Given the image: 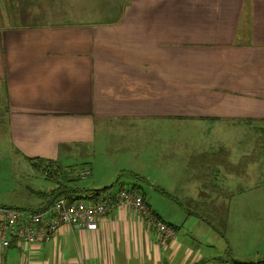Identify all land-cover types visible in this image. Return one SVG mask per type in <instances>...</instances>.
Listing matches in <instances>:
<instances>
[{
    "label": "crops",
    "instance_id": "crops-1",
    "mask_svg": "<svg viewBox=\"0 0 264 264\" xmlns=\"http://www.w3.org/2000/svg\"><path fill=\"white\" fill-rule=\"evenodd\" d=\"M0 127L55 178L69 145H97L81 158L84 192L56 186L21 209L126 189L177 231L166 242L115 205L97 230L0 247V264L264 261V0H0ZM109 144L129 157L103 152L113 164L103 172L95 159ZM125 172L147 192L107 191ZM159 193L163 207L151 201ZM182 199L197 208L190 224L175 210ZM249 241L261 249H239Z\"/></svg>",
    "mask_w": 264,
    "mask_h": 264
},
{
    "label": "rangeland",
    "instance_id": "rangeland-1",
    "mask_svg": "<svg viewBox=\"0 0 264 264\" xmlns=\"http://www.w3.org/2000/svg\"><path fill=\"white\" fill-rule=\"evenodd\" d=\"M8 135H10V133ZM249 136L257 137L252 133L249 134ZM155 138L159 142H162L163 137L161 134L156 135ZM260 140L261 142L259 144L264 146V137H261ZM253 146L254 142H251L252 154L257 153L253 150ZM67 148L70 156L64 158V167L62 168L63 175L59 174L58 177L55 178L54 175L46 172V170L50 169L49 166L45 168V165L40 166L38 161H32L18 156L16 154L17 147L13 142L7 140L6 128L0 127V204L17 208L36 207L39 199L43 198L40 192L47 191L56 186L58 188L57 191L62 193L61 196L69 195L72 190L76 189L84 192L83 190L89 187L88 181L90 179H80L78 177V173L88 167V160L81 158L84 154H88L89 152H91V154L94 152L95 154L98 153L97 145H95L94 148L91 145H86L85 147L83 144H74L69 145ZM195 149L197 150V148ZM100 151L101 153L96 156L95 163L98 165V169L103 172H108L109 167L113 166L112 162L108 160V157L103 152L117 154L118 158L129 157L126 151L119 150L115 152L114 144H109L102 150L100 149ZM43 163L47 164L48 161L44 160ZM131 168L136 169V166ZM101 174L102 176L104 175V173ZM117 177L113 187L109 188L107 191L117 190L124 186L133 189V185H138L142 191L147 192L148 185H146L144 180L138 175L125 172L124 174H119ZM187 183H197V179L192 178ZM210 183L209 180V184ZM63 186H67V188H63ZM65 189H67V191ZM159 194H154L151 201L153 204L163 207V200L166 202L169 201L164 195H161V193ZM181 204V207L175 210L180 213L181 217L186 220L188 224H190V222L197 219V208H194L193 205H190L184 199H182ZM239 249L244 250L250 255L256 253V249H261V247L258 243L250 242Z\"/></svg>",
    "mask_w": 264,
    "mask_h": 264
},
{
    "label": "built area",
    "instance_id": "built-area-1",
    "mask_svg": "<svg viewBox=\"0 0 264 264\" xmlns=\"http://www.w3.org/2000/svg\"><path fill=\"white\" fill-rule=\"evenodd\" d=\"M89 175V170L78 173L80 179ZM115 205L131 208L140 214L162 240L176 241V229L152 212L141 193L122 189L115 195L108 193L89 199L62 197L40 211L0 206V247L7 249L13 244L17 247L37 246L69 227L97 230L99 218L106 216Z\"/></svg>",
    "mask_w": 264,
    "mask_h": 264
},
{
    "label": "trees",
    "instance_id": "trees-1",
    "mask_svg": "<svg viewBox=\"0 0 264 264\" xmlns=\"http://www.w3.org/2000/svg\"><path fill=\"white\" fill-rule=\"evenodd\" d=\"M107 189H104L103 191H106ZM13 209H19V208H13ZM21 209V208H20ZM250 264H253V263H250ZM260 264H264V261L261 262Z\"/></svg>",
    "mask_w": 264,
    "mask_h": 264
}]
</instances>
